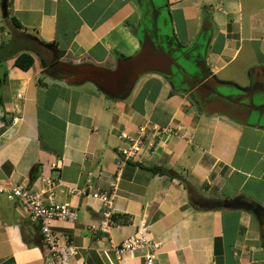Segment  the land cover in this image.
Segmentation results:
<instances>
[{
    "label": "crops",
    "instance_id": "obj_1",
    "mask_svg": "<svg viewBox=\"0 0 264 264\" xmlns=\"http://www.w3.org/2000/svg\"><path fill=\"white\" fill-rule=\"evenodd\" d=\"M166 1L179 43L210 20L206 63L219 79L249 61L241 57L246 47L264 52V0ZM141 17L139 0H8L7 17L0 0V44L17 39L22 46L32 35L55 46L47 47L51 59L33 53L28 70L14 64L19 51L0 62V186L11 181L40 192L44 178L58 183L56 200L79 213L75 222H53L76 248L71 264H144L143 250L117 261L111 244L142 221L160 243L156 264H264V127L204 113L160 73L140 75L116 98L51 69L59 51L69 63L114 69L140 50ZM155 125L173 132L156 136ZM142 126L139 159H123L119 148L129 141L121 133L137 137ZM95 191L112 195L107 232L92 229L102 218ZM44 252L39 225L0 192V264H42Z\"/></svg>",
    "mask_w": 264,
    "mask_h": 264
},
{
    "label": "water",
    "instance_id": "obj_2",
    "mask_svg": "<svg viewBox=\"0 0 264 264\" xmlns=\"http://www.w3.org/2000/svg\"><path fill=\"white\" fill-rule=\"evenodd\" d=\"M142 11L141 24L136 29V34L142 43L140 50L133 56L120 59L114 69L106 68L92 63L73 64L58 59L52 66L57 67L56 73L67 76L70 83H83L90 81L103 92L116 98L128 94L140 75L155 72L171 77L175 80L182 73L190 76L202 74L206 76L204 69L207 67L206 54L212 39V28L210 20L204 18L199 33L188 46L181 45L174 37L171 20L163 13L162 5L157 0H139ZM2 10L5 17L8 16V0H2ZM156 10L158 14L155 15ZM55 49V46H50ZM185 63L181 62V59ZM200 64H199V62ZM174 69V70H173ZM253 74L260 72L264 76V68L255 67ZM251 70V71H252ZM128 77L127 87L122 88L123 80ZM216 96L223 98L224 90H235L247 93L239 85L233 82H225L216 79ZM186 83L174 86L175 90H182ZM197 99L199 107L206 114H225L234 121L241 124H250V121L233 113L222 101L211 99L208 91H201ZM252 102V97L243 99ZM264 102V97L259 99ZM36 171V169L34 170Z\"/></svg>",
    "mask_w": 264,
    "mask_h": 264
},
{
    "label": "built area",
    "instance_id": "obj_3",
    "mask_svg": "<svg viewBox=\"0 0 264 264\" xmlns=\"http://www.w3.org/2000/svg\"><path fill=\"white\" fill-rule=\"evenodd\" d=\"M16 119V118H15ZM147 127H140L137 137H132L123 131L121 138L129 141L127 146L119 148V153L125 160L139 159L140 151L144 143ZM173 132L171 127H153L154 135H162ZM48 187L40 192H35L28 187L14 182H8L9 186H0V192H7L10 197L17 199L27 210L31 222L39 225V230L45 244V256L42 264H71V258L76 253V248L69 241H62L53 230L55 220H67L75 222L79 218L78 210L69 203H61L56 200V187L58 183L44 178ZM115 188V184H113ZM70 193H80V189L69 187ZM47 194V202L44 201L43 193ZM92 196L102 203V218L97 224L92 225L94 230L108 231L113 225L112 218V195L106 192L95 191ZM147 224L142 221L134 235L116 243L111 240L114 257L117 261L124 260L127 256H134L139 250L144 251V264H156V250L159 242L150 240L147 235Z\"/></svg>",
    "mask_w": 264,
    "mask_h": 264
},
{
    "label": "flooded vegetation",
    "instance_id": "obj_4",
    "mask_svg": "<svg viewBox=\"0 0 264 264\" xmlns=\"http://www.w3.org/2000/svg\"><path fill=\"white\" fill-rule=\"evenodd\" d=\"M157 14H158V10H156L155 12V15ZM188 45H183V46H188ZM181 62L185 63V60L182 58ZM257 67L264 68V66H257ZM51 69L56 70L57 67L52 66ZM252 72L253 70L248 75L249 76L248 84L245 86H240L244 90H247L248 91L247 93L241 94V92L235 90H224L223 98L220 96H216L213 93L216 92L217 90L216 82H215L216 80L214 79V77L218 80L219 78L210 71L208 66L204 69V73H206L205 77H203L202 74L190 76L187 73H182V75H179L176 80L171 77H166V78L172 87L180 85L182 83H186L182 87V90L188 92L192 100L197 105L199 101L197 99L198 94L201 91L205 90L209 92L211 99L216 101H222L223 104L227 108H229L233 113L241 117H245V119L249 120L250 121L249 125L264 127V102H261L259 100L261 99V97H264V76L261 75L260 72L257 73L255 72V74H253ZM127 81H128V77H125L123 80L124 84L122 85V88L127 87ZM248 96L252 97V102L250 103L247 102V99L243 101V99Z\"/></svg>",
    "mask_w": 264,
    "mask_h": 264
},
{
    "label": "rangeland",
    "instance_id": "obj_5",
    "mask_svg": "<svg viewBox=\"0 0 264 264\" xmlns=\"http://www.w3.org/2000/svg\"><path fill=\"white\" fill-rule=\"evenodd\" d=\"M159 5H162V10L163 13L166 14L170 19H171V14L169 12V8L167 5V1L166 0H157ZM217 14H212L211 17H218L219 14H221L222 12H218L216 11ZM174 18L177 19L178 15L177 13L173 15ZM192 33L194 34V29L192 31ZM195 35H193L192 37H190L187 41H184L183 39H181V44L182 45H188L186 44V42L192 40L194 38ZM25 45V42L22 43V46ZM30 45V42H29ZM44 50L46 51V53L48 54L49 59H51V51H47L46 49H40V53L44 52ZM49 52V53H48ZM245 52V53H244ZM244 52L241 54V57L243 56H248V62H244L242 61L243 64L241 63L238 64V62L234 63L232 66H230L227 70H230V74H221L219 75L221 79H219L220 81H225V82H233L236 83L239 86H245L248 84V80H249V73L251 72V69L253 67H257V66H264V52H258L257 50H253L250 47H246ZM226 70V71H227ZM91 82H87V84L90 85Z\"/></svg>",
    "mask_w": 264,
    "mask_h": 264
},
{
    "label": "trees",
    "instance_id": "obj_6",
    "mask_svg": "<svg viewBox=\"0 0 264 264\" xmlns=\"http://www.w3.org/2000/svg\"><path fill=\"white\" fill-rule=\"evenodd\" d=\"M11 19L17 28H20V29L23 28V25L15 17H11ZM30 36L33 39H30V38L26 39L24 47L17 44V39H12L10 42L1 43L0 44V62L2 61L3 58H5V56H10L19 51V54L16 56L14 60V64L23 70L30 69L35 62V57L33 53H38L41 48L42 49L45 48L47 50L48 46L53 45V43L46 42L42 39H39L38 37H35L32 35ZM29 42H30V45H29ZM62 54H63L62 51H59L58 59L61 57ZM59 76H64V75L60 74ZM106 94L111 96L108 93ZM154 170L159 171L160 169L156 167L154 168Z\"/></svg>",
    "mask_w": 264,
    "mask_h": 264
}]
</instances>
